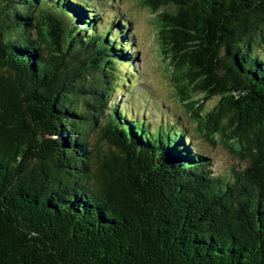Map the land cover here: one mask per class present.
Masks as SVG:
<instances>
[{"label": "trees", "instance_id": "1", "mask_svg": "<svg viewBox=\"0 0 264 264\" xmlns=\"http://www.w3.org/2000/svg\"><path fill=\"white\" fill-rule=\"evenodd\" d=\"M139 5L237 163L214 173L177 119L116 99L136 71L113 0H0V264H264V0Z\"/></svg>", "mask_w": 264, "mask_h": 264}, {"label": "rangeland", "instance_id": "2", "mask_svg": "<svg viewBox=\"0 0 264 264\" xmlns=\"http://www.w3.org/2000/svg\"><path fill=\"white\" fill-rule=\"evenodd\" d=\"M113 2L118 5L121 15L126 16L124 18L130 21V32L134 34L132 49L134 66L132 68L136 71L134 76L123 75L127 70L124 66L120 68V74L128 77L130 84L127 83L128 86L124 87L125 96L119 92L116 94V99L124 105L132 102V106L140 113L142 108L138 106L143 102L140 100L141 103H138V99L149 100L145 107L146 120L153 122L156 126L162 122V115L169 120L177 119L178 124L187 128L195 148L211 158L213 172L219 175L225 174L231 165L237 163L236 158L224 147L212 146L202 139L187 115L184 105L177 100L175 88L165 69L166 62L156 40L157 28L154 17L148 9L139 5V0H113ZM217 100L213 98L204 103V109H211Z\"/></svg>", "mask_w": 264, "mask_h": 264}]
</instances>
